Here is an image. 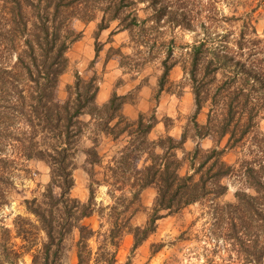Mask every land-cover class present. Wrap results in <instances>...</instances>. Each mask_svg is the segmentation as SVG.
I'll use <instances>...</instances> for the list:
<instances>
[{"label": "trees", "instance_id": "1", "mask_svg": "<svg viewBox=\"0 0 264 264\" xmlns=\"http://www.w3.org/2000/svg\"><path fill=\"white\" fill-rule=\"evenodd\" d=\"M136 3L0 0V46L8 55L15 52L13 63L8 59L0 63V211L15 187L9 149L18 147L25 159L43 160L50 167V182L41 196L25 199L33 218L18 214L13 228L0 219V264H21L25 254L31 256V264H62L64 242L74 229L79 234L76 264H116L126 233L133 235L136 249L155 231L158 219L197 202L208 208L211 219L209 245L198 253L206 256L205 264H217L220 247L229 264H264V131L256 128L257 118L264 115V38L252 23L244 21L231 40L228 34L217 44L210 34L198 40L189 52L190 67L183 66L192 82L196 112L208 106L203 134L216 135L218 143L226 139L223 147L202 149L197 144L193 152L179 157L187 140L184 134L180 139L170 134L151 139L155 111L129 119L123 112L126 95L115 92L100 103L95 76L88 80L77 76L65 99L57 94L68 65L67 50L81 36L72 20L93 18L92 12L99 9V30L114 20L131 30L138 19ZM166 60L164 78L172 66ZM86 135L92 141L85 149L90 194L82 201L71 191L77 148ZM101 137L114 145L112 159L97 177L100 171L95 168L106 160L98 151ZM246 143L244 156H250L242 157L239 167L224 160L226 150L245 148ZM186 159L189 165L183 173ZM231 177L239 182L234 198L221 200L229 190L225 180ZM102 184L110 199L106 205L96 199ZM150 186L156 188V196L148 219L135 225L132 219L141 206V194ZM95 214L98 228L84 221Z\"/></svg>", "mask_w": 264, "mask_h": 264}, {"label": "rangeland", "instance_id": "2", "mask_svg": "<svg viewBox=\"0 0 264 264\" xmlns=\"http://www.w3.org/2000/svg\"><path fill=\"white\" fill-rule=\"evenodd\" d=\"M135 1L138 19L131 30L123 29L118 20L111 21L107 28L99 30L102 17V11L99 9H93V18L72 20L71 26L80 32L81 36L67 50L68 65L60 77L57 92L59 98L67 97V87L74 84L77 76L86 80L95 76L98 80L104 71L115 68L119 75L112 94L115 92L118 95H126V102L132 104L146 97L145 111L140 113L149 116L155 111L157 124L150 134L151 139H157L161 134H170L180 139L184 134L187 140L184 150L178 151L179 157L193 152L197 144L202 149L223 147L226 139L218 143L216 135H204L206 130L203 126L207 122L208 106L205 105L196 112L192 82L183 66L190 67L189 52L193 44L209 34L216 38L215 44L219 43V38L225 34H228V39L231 40L240 33L245 22H250L256 28L257 35L264 38V0H155V3L154 0ZM91 5L95 7L93 3ZM91 5L88 8L91 9ZM78 11L80 13V10ZM188 23H191V26L185 27ZM211 42L209 41L213 44ZM89 47L95 53L92 60L82 57L83 53H88ZM170 49L172 54L168 57ZM4 59L13 63L15 52L8 55L2 44L0 63ZM165 59L168 65H172L166 78L163 76ZM146 93L147 96L144 95ZM83 118L88 119L87 116ZM256 128L264 131L263 114L257 118ZM113 145L114 142L110 138H99L98 151L105 154L106 160L102 166L95 168L100 171L97 177H102L105 166L112 159ZM247 145H244L245 148L226 150L223 154L224 160L236 168L239 167L242 157L250 156L248 152L244 156ZM90 146L92 141L86 135L79 142L75 156V185L71 195L82 201H86L90 194V176L85 168V149ZM8 153L13 161L10 169L15 187L10 189L9 202L0 211V219L4 225L13 228V220L18 214L33 218L26 209L25 199L41 196L50 182V167L43 160L25 159L20 155L18 147L9 149ZM188 165L189 161L186 159L183 173L188 169ZM225 182L228 183L229 190L221 200H233L239 182L236 177L227 178ZM155 196L154 186L143 190L141 206L132 219L135 225L146 223ZM96 199L104 205L110 202L105 184L97 187ZM207 210L208 208L197 202L158 219L155 231L136 249H133V235L126 233L118 250L116 264H124L128 260L131 264H205L206 256H198V253L202 252L205 245H209L207 233L211 219ZM84 221L98 228L99 216L95 214ZM193 221L195 225H191ZM183 231H186V234L180 237ZM40 236L42 237L43 233H40ZM78 238L77 229L66 238L62 264L77 263ZM14 241L20 243L19 238H14ZM91 244L96 248L95 240H92ZM224 257L226 252L220 247L215 254L216 263L229 264L223 260ZM21 264H31V256L25 254Z\"/></svg>", "mask_w": 264, "mask_h": 264}, {"label": "crops", "instance_id": "3", "mask_svg": "<svg viewBox=\"0 0 264 264\" xmlns=\"http://www.w3.org/2000/svg\"><path fill=\"white\" fill-rule=\"evenodd\" d=\"M82 57H84V58L88 57V60H92L95 57V53L92 51L91 47H89L88 53L87 52H86V54L83 53ZM81 62L83 63L85 61H81ZM118 75H119L118 70H116L115 68L114 69L110 68V69H108V71H104L102 74V77H100L98 79L99 90H98L97 100L100 103L105 102L110 98V96L114 90V87L116 86V78L118 77ZM144 95L147 96V93ZM146 100H147L146 97H142L140 99V102H138V103L132 104V103L126 102L123 106L124 114L129 119H132V120L138 118L140 111L141 112L145 111ZM167 132H168V130H167Z\"/></svg>", "mask_w": 264, "mask_h": 264}]
</instances>
